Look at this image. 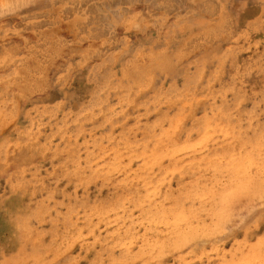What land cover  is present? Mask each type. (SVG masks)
Returning <instances> with one entry per match:
<instances>
[{
    "label": "rangeland",
    "instance_id": "obj_1",
    "mask_svg": "<svg viewBox=\"0 0 264 264\" xmlns=\"http://www.w3.org/2000/svg\"><path fill=\"white\" fill-rule=\"evenodd\" d=\"M0 264H264V0H0Z\"/></svg>",
    "mask_w": 264,
    "mask_h": 264
},
{
    "label": "bare ground",
    "instance_id": "obj_2",
    "mask_svg": "<svg viewBox=\"0 0 264 264\" xmlns=\"http://www.w3.org/2000/svg\"><path fill=\"white\" fill-rule=\"evenodd\" d=\"M209 120V119H208ZM179 126V125H178ZM207 132V131H206ZM209 136V135H208ZM194 145V144H193ZM192 174V173H191ZM196 241V240H195ZM201 241V240H200ZM184 249V248H183ZM180 250V249H179ZM164 258V257H163Z\"/></svg>",
    "mask_w": 264,
    "mask_h": 264
}]
</instances>
